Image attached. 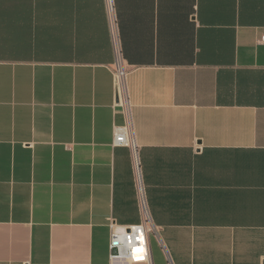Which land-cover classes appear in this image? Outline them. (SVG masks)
Listing matches in <instances>:
<instances>
[{
	"label": "crops",
	"instance_id": "crops-1",
	"mask_svg": "<svg viewBox=\"0 0 264 264\" xmlns=\"http://www.w3.org/2000/svg\"><path fill=\"white\" fill-rule=\"evenodd\" d=\"M153 264H264V0H115ZM104 0H0V264H107L142 222Z\"/></svg>",
	"mask_w": 264,
	"mask_h": 264
},
{
	"label": "built area",
	"instance_id": "built-area-1",
	"mask_svg": "<svg viewBox=\"0 0 264 264\" xmlns=\"http://www.w3.org/2000/svg\"><path fill=\"white\" fill-rule=\"evenodd\" d=\"M104 1L115 53V62L112 66L115 91L114 106L124 109L129 119L127 125L115 127L112 145L113 147H126L131 151L137 199L142 214V222L138 225L121 226L114 222L110 224V255L107 264H153L149 234L155 231V227L152 224L148 207L140 150L130 118L131 105L127 89L128 71L123 60L119 17L115 0ZM261 43L264 45V36L261 38Z\"/></svg>",
	"mask_w": 264,
	"mask_h": 264
}]
</instances>
